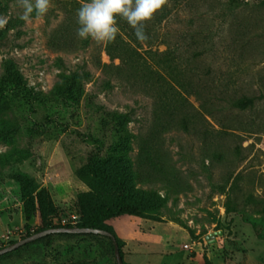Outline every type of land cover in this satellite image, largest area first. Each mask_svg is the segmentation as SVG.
Segmentation results:
<instances>
[{"label":"rangeland","instance_id":"1","mask_svg":"<svg viewBox=\"0 0 264 264\" xmlns=\"http://www.w3.org/2000/svg\"><path fill=\"white\" fill-rule=\"evenodd\" d=\"M84 3L52 0L26 22L18 0H0V248L43 219L76 225L121 183L143 211L106 221L124 264H264V0L160 10L154 49L185 59L190 93L171 82L203 116L190 131L159 123L154 92L103 68L107 42L77 36ZM112 244L55 236L0 264H117Z\"/></svg>","mask_w":264,"mask_h":264},{"label":"trees","instance_id":"2","mask_svg":"<svg viewBox=\"0 0 264 264\" xmlns=\"http://www.w3.org/2000/svg\"><path fill=\"white\" fill-rule=\"evenodd\" d=\"M83 1L90 2V0ZM159 12L160 10H158L154 17L145 24V32L149 38L144 41L147 45V48L143 50L140 49L142 48V42L136 38L135 30L122 17H117L120 32L117 35L115 41L106 43V53L110 59V63H103L102 66L106 71L116 72L118 75L128 81L138 80L144 84L148 90L154 92L153 94L156 98V117L159 123L164 122V124H178L186 131H190L192 128L197 129L199 120L203 119V116L200 114V112L194 110L195 107L188 99L187 95H185L183 91L177 89L171 82V79H176V76L183 78L178 82L181 84L184 90H186V92L190 93L191 87L189 84L187 85L188 82L186 81L189 71L186 66L185 59H180L177 61L179 57L175 56V53L169 49L162 52H160L157 48L154 49V44H156V41L158 40L157 36H159L157 27L160 25L161 20L165 16V11L162 13V15ZM253 102V98H244L235 102V105L247 107L252 105ZM201 105L203 108H206L204 103ZM209 133V129H203V134H205L207 137L209 136ZM222 155V153L216 154V156L219 157ZM90 168L97 170V167L92 164H90ZM239 176L240 175L238 174L233 179L231 188L238 184ZM105 177L109 181L113 180L111 177ZM229 179H232V176ZM115 184L119 187V193L116 196L114 202L108 203L106 201H100L96 203L94 207H85V211L81 216L80 221L76 225L110 230V227L106 224V221L124 215L140 216L143 213L142 206L132 202L129 199L128 195L125 193V190H123L121 183ZM35 210V208H32V212H35ZM33 214L35 213H32L30 221ZM43 220L45 225L35 232L57 226H73L71 223L66 225H57L52 223V221H46L45 219ZM27 234L30 235L33 233L28 231ZM76 235L98 236L101 238H107L113 243L111 238L94 233H52L28 243L17 250L29 246L32 243L50 240L55 236ZM112 246L114 247V244H112ZM9 253L11 252L6 254ZM204 264H212L207 256H205Z\"/></svg>","mask_w":264,"mask_h":264},{"label":"clouds","instance_id":"3","mask_svg":"<svg viewBox=\"0 0 264 264\" xmlns=\"http://www.w3.org/2000/svg\"><path fill=\"white\" fill-rule=\"evenodd\" d=\"M24 9L20 17L30 22L33 13L39 18L52 6V0H18ZM168 0H90L77 11V36L86 40L91 37L97 42H113L120 32L117 17H122L135 30L136 38L144 42L149 37L145 24L151 20ZM7 21L0 18V27Z\"/></svg>","mask_w":264,"mask_h":264},{"label":"water","instance_id":"4","mask_svg":"<svg viewBox=\"0 0 264 264\" xmlns=\"http://www.w3.org/2000/svg\"><path fill=\"white\" fill-rule=\"evenodd\" d=\"M36 219L35 214H33L31 223H33ZM52 233H79V234H88V233H94V234H100L107 236L112 239L114 244V252L117 260V264H124V260L119 248V242L117 239V236L115 233H113L110 230L103 229V228H97V227H87V226H79V225H73V226H57V227H51L44 230H40L38 232H35L33 234L27 235L23 238H17L16 241L13 243L0 248V256L4 255L8 252H12L17 250L18 248L31 243L41 237L47 236ZM209 238V236H208Z\"/></svg>","mask_w":264,"mask_h":264}]
</instances>
